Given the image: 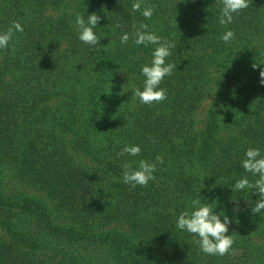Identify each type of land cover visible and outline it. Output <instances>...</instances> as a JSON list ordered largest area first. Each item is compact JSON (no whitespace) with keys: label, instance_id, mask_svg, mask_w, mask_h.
Segmentation results:
<instances>
[{"label":"trees","instance_id":"1","mask_svg":"<svg viewBox=\"0 0 264 264\" xmlns=\"http://www.w3.org/2000/svg\"><path fill=\"white\" fill-rule=\"evenodd\" d=\"M134 2L0 0V31L24 29L0 50V264H264V215L250 210L258 197L229 203L244 150H264V65L253 68L264 64V0L226 26L222 0H143L150 20ZM92 13L95 47L75 25ZM139 22L176 44L168 97L151 106L132 92L154 46L120 43ZM125 144L140 156L120 157ZM157 155L154 181L122 183L126 160ZM199 193L218 197L233 221L224 256L203 254L175 227Z\"/></svg>","mask_w":264,"mask_h":264},{"label":"clouds","instance_id":"2","mask_svg":"<svg viewBox=\"0 0 264 264\" xmlns=\"http://www.w3.org/2000/svg\"><path fill=\"white\" fill-rule=\"evenodd\" d=\"M142 4L143 0H136L132 4V12H140L144 20H150L154 15V9L143 7L141 11ZM248 7L249 0H222L218 17L220 25H231L235 17ZM100 21L101 16L96 13L86 14V18L84 15L78 14L75 19L78 40L90 47L100 44L101 39L97 32ZM115 27L119 28L120 25L117 24ZM132 27L134 31L131 36L128 32L121 34L120 43L122 45H126L132 39L138 47L154 46L151 51V59L140 67L143 87L142 89L136 88L132 92L139 103L151 106L154 103L165 101L168 97L167 88L161 85L165 78L177 71V65L169 59L173 55L176 44L151 30L147 23L139 22L133 24ZM23 30L22 24L14 21L6 30L0 31V50L8 48L14 35L17 32H23ZM234 38L235 32L231 29H226L220 36V40L225 44ZM259 65L264 64H254L253 68H257ZM260 77V84L264 86V71L260 72ZM140 154L141 146L139 144H125L119 152L120 157L135 158ZM158 163H164V159L160 155L155 157V161L126 160L122 165V183L131 188L146 187L149 182L156 179ZM239 166L243 169V174L229 186L232 192L229 203L238 206L240 199L246 203L251 197H258L254 201V207L250 210L252 214L264 215V212L261 211L264 209V150L260 147H247ZM249 175L252 179L249 178ZM200 193L197 198L191 199L184 210L176 216L175 227L180 232H186L193 236L203 254L224 256L231 251L234 244L232 234H228L229 226L233 221L218 197L213 198L210 202ZM218 208L219 211H217ZM234 209H238V207H234Z\"/></svg>","mask_w":264,"mask_h":264},{"label":"rangeland","instance_id":"3","mask_svg":"<svg viewBox=\"0 0 264 264\" xmlns=\"http://www.w3.org/2000/svg\"><path fill=\"white\" fill-rule=\"evenodd\" d=\"M204 118H205V109H201L200 112L197 114L196 119L198 120V122H200ZM7 184L9 186L10 191L14 190V188L16 187V185L12 184L9 181L7 182Z\"/></svg>","mask_w":264,"mask_h":264}]
</instances>
